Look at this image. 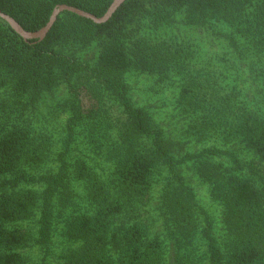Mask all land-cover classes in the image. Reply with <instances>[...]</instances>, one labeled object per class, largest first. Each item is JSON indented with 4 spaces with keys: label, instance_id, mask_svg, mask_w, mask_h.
I'll use <instances>...</instances> for the list:
<instances>
[{
    "label": "trees",
    "instance_id": "obj_1",
    "mask_svg": "<svg viewBox=\"0 0 264 264\" xmlns=\"http://www.w3.org/2000/svg\"><path fill=\"white\" fill-rule=\"evenodd\" d=\"M111 1L0 0V10L35 31L58 4L101 16ZM178 20L228 27L219 33L254 57L263 99L193 66L189 42L139 34ZM94 43L92 59L63 51ZM132 72L156 91L174 83L181 131L137 100ZM261 103L264 0H124L102 23L62 11L40 41L0 17V264H32L33 250L54 264H264Z\"/></svg>",
    "mask_w": 264,
    "mask_h": 264
},
{
    "label": "rangeland",
    "instance_id": "obj_2",
    "mask_svg": "<svg viewBox=\"0 0 264 264\" xmlns=\"http://www.w3.org/2000/svg\"><path fill=\"white\" fill-rule=\"evenodd\" d=\"M141 26L139 34L154 37L164 36L170 40L189 42L195 51V57L192 61L193 66L214 69L222 74L224 82L236 83L248 87L246 88L249 92L247 99L252 100L253 94L258 101L263 99V95H258L256 92H253V85L262 83V78H255V75L260 70L257 69V65L253 63L252 59H254V57L252 58L251 55H246L241 58L238 57L233 47H229L230 44L228 46V42L225 40L224 36H222V33H219V29L226 31L228 27L225 28L217 25L214 29L211 27L198 28L184 25L180 20L170 26L161 28H150L146 23L141 24ZM63 51L74 53L76 56H80V58L92 59L97 54V45L96 43L85 47L68 45L63 48ZM128 79L132 87H134L135 96L138 101L154 106V109L158 112V118L164 125H168V128H174L175 131H181V126L186 122V118L178 114L177 111L179 110L174 108L175 101L173 94L176 90L174 83L168 81L160 85L161 88L156 91L152 88V85L156 84V82L145 75L132 72L128 74ZM61 93L62 91L59 89L55 94H46L47 96L43 101L44 103H42L40 111L37 114L40 120L44 121V119H50L47 116L49 112L47 111V104L52 103L57 95L59 96ZM251 105L254 106L255 104ZM261 105L263 106L264 103H261ZM50 116H53L51 112ZM58 121L61 125L63 120L58 119ZM54 123L58 125L55 119ZM190 145H193V142H191ZM189 177L191 178L189 180L196 191L200 203L211 211L218 210V206L210 198L208 184L200 182L198 178L191 174ZM30 254L32 256V264H54L55 262L53 257L48 258L44 262L41 259L42 254L35 250Z\"/></svg>",
    "mask_w": 264,
    "mask_h": 264
},
{
    "label": "water",
    "instance_id": "obj_3",
    "mask_svg": "<svg viewBox=\"0 0 264 264\" xmlns=\"http://www.w3.org/2000/svg\"><path fill=\"white\" fill-rule=\"evenodd\" d=\"M124 0H112L110 5L108 6L107 10L104 12L101 16H95L94 14L85 11L83 9H80L78 7L68 5V4H58L56 7L53 8L51 15L48 19V21L45 23L44 26L39 28L35 31H28L25 30L13 17L10 15L2 12L0 10V17L4 19L23 39H37L42 40L49 29L51 28L52 24L56 20L58 14H60L62 11H70L73 12L79 16L89 18L95 23H102L109 19V17L113 14V12L116 10V8L123 2Z\"/></svg>",
    "mask_w": 264,
    "mask_h": 264
}]
</instances>
